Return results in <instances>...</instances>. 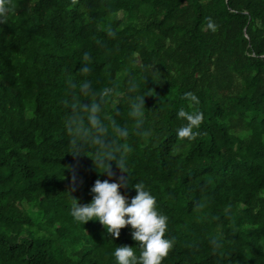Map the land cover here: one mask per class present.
<instances>
[{
	"label": "trees",
	"instance_id": "16d2710c",
	"mask_svg": "<svg viewBox=\"0 0 264 264\" xmlns=\"http://www.w3.org/2000/svg\"><path fill=\"white\" fill-rule=\"evenodd\" d=\"M6 8L0 264H116L117 246L142 251L130 225L114 237L71 215L72 196L89 203L95 181L109 179L66 127L82 99L69 80L83 79L97 93L116 90L103 115L110 131L129 130L116 137L129 174L112 162L111 179L128 178L121 192L130 198L143 183L169 217L174 247L163 264H264V0H6ZM82 63L92 70L81 73ZM141 94L137 127L130 102ZM181 108L204 115L193 138L177 135L187 123Z\"/></svg>",
	"mask_w": 264,
	"mask_h": 264
},
{
	"label": "clouds",
	"instance_id": "9594fccd",
	"mask_svg": "<svg viewBox=\"0 0 264 264\" xmlns=\"http://www.w3.org/2000/svg\"><path fill=\"white\" fill-rule=\"evenodd\" d=\"M7 11L6 0H0V13ZM90 59L85 53V60ZM92 69L87 63H82L81 73H88ZM73 89H79L76 102L72 103V111L66 121L68 132L73 137V144L77 149L91 146L94 149L95 166H105L103 172L107 173L109 179H97L91 188L94 194L91 202L81 204L77 198L71 207V215L77 221L87 223L90 220H98L106 229L107 233L114 237L120 236V230L131 226L132 238L140 242L142 251L139 256L136 249L130 245L117 246L114 250L116 264H163L165 257L174 247V239L166 236L169 217L161 212L157 206L156 197L146 188L143 183H136L133 187L137 194L128 197L121 192L128 183V178L121 176L119 180H113L112 162L122 171L128 172L126 159L123 157V146L116 137L126 138L129 130L125 126H118L114 123H106L103 115V104L105 99L115 94V88L105 87L99 93L93 87L89 79L80 81L69 80ZM133 84L132 88L135 89ZM145 96L136 95L130 102L129 115L135 120L137 127L145 122ZM191 101L199 103V98L193 92L185 93ZM178 118L187 121L186 124L177 129L178 137L193 138L194 128L198 127L203 119L202 112H188L181 108L177 113ZM115 133V135H112ZM81 154L79 150L72 152ZM129 176V175H128ZM212 243L220 245L218 239Z\"/></svg>",
	"mask_w": 264,
	"mask_h": 264
}]
</instances>
